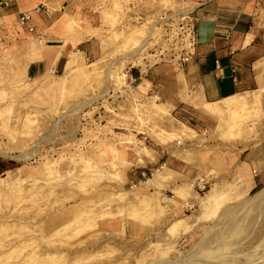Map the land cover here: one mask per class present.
Segmentation results:
<instances>
[{
    "label": "rangeland",
    "instance_id": "obj_1",
    "mask_svg": "<svg viewBox=\"0 0 264 264\" xmlns=\"http://www.w3.org/2000/svg\"><path fill=\"white\" fill-rule=\"evenodd\" d=\"M205 1L37 0L41 32L0 9V264H264V0L244 107L136 92L183 81ZM61 44V68L27 73Z\"/></svg>",
    "mask_w": 264,
    "mask_h": 264
},
{
    "label": "crops",
    "instance_id": "obj_2",
    "mask_svg": "<svg viewBox=\"0 0 264 264\" xmlns=\"http://www.w3.org/2000/svg\"><path fill=\"white\" fill-rule=\"evenodd\" d=\"M2 1L0 9L17 16V19L20 12L39 5L37 0H11L2 8ZM257 4L258 0H207L200 3L193 15L194 52L183 81L180 75L172 74L158 80L156 86L149 80L148 90L156 88L158 95L166 99L172 109L184 104L197 111L190 102L194 96L207 102H216L254 89L258 77L257 62L263 54L259 51L255 30ZM51 15L47 7H42V11L33 18L34 28L37 24V29L43 31L39 24L47 22L45 19H50ZM55 47L49 45L46 52H32L27 73L40 74L47 66L61 68L68 47L61 44L63 49L57 51V60L51 62L46 55L56 53ZM60 60L63 62L60 63ZM130 78L135 80L132 75ZM184 84L189 88L188 92ZM186 96L189 101L185 99Z\"/></svg>",
    "mask_w": 264,
    "mask_h": 264
},
{
    "label": "bare ground",
    "instance_id": "obj_3",
    "mask_svg": "<svg viewBox=\"0 0 264 264\" xmlns=\"http://www.w3.org/2000/svg\"><path fill=\"white\" fill-rule=\"evenodd\" d=\"M146 43H147V39L144 40V42L142 43V45L140 47H144L146 45ZM131 54L132 53H130L129 55H131ZM46 56L50 57L51 62H54L57 60L59 54H58V52H56L52 55H49V56L46 55ZM42 58H43V56H42ZM172 74H174V75L176 74L175 70L172 71ZM149 85L150 84H149L148 80H144V81L140 82L138 84V86L136 87L137 94L141 95V96L144 95L147 92ZM106 91L107 90L104 89L103 93H105ZM252 99H254V96H252L251 94L250 95H233V96L225 97V98H223L219 101H216V102H207V101H204L202 99H199L197 96H194V97L190 98V102L192 103V105L195 108L200 109L205 113H208L210 115H219L220 113H222L224 110H226L228 108L244 107ZM181 128H179V129L182 130ZM185 128H187V126ZM178 133H180V131H176L177 135H178ZM156 137L159 138V140H161L162 134L161 133L156 134ZM120 153H121V155L124 154L123 148H121ZM88 161L91 162V159L89 158ZM157 175H158L157 173L156 174L154 173V176H157ZM147 183H149V185L151 186L152 180H150V179L147 180ZM188 187H190V185ZM218 198H219V190H215V189L211 188L205 193V195L203 197H201L200 201H201L202 205L208 203V204H210V206H212L217 202ZM126 210H123L122 208L120 209V211L122 213L125 212ZM62 215H64L62 217V220L66 221L67 220L66 213H63Z\"/></svg>",
    "mask_w": 264,
    "mask_h": 264
},
{
    "label": "built area",
    "instance_id": "obj_4",
    "mask_svg": "<svg viewBox=\"0 0 264 264\" xmlns=\"http://www.w3.org/2000/svg\"><path fill=\"white\" fill-rule=\"evenodd\" d=\"M10 1L11 0H4L1 2V4L3 6H7ZM41 11H42V6L36 5L31 9L20 12L17 19L19 26L24 29H27L29 32L34 31L33 18L36 14L40 13Z\"/></svg>",
    "mask_w": 264,
    "mask_h": 264
},
{
    "label": "trees",
    "instance_id": "obj_5",
    "mask_svg": "<svg viewBox=\"0 0 264 264\" xmlns=\"http://www.w3.org/2000/svg\"><path fill=\"white\" fill-rule=\"evenodd\" d=\"M63 62V60H60V63H62Z\"/></svg>",
    "mask_w": 264,
    "mask_h": 264
}]
</instances>
